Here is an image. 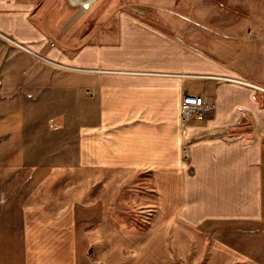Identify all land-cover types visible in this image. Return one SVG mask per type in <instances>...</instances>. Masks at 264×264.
<instances>
[{
	"label": "crops",
	"instance_id": "0c3cea01",
	"mask_svg": "<svg viewBox=\"0 0 264 264\" xmlns=\"http://www.w3.org/2000/svg\"><path fill=\"white\" fill-rule=\"evenodd\" d=\"M54 2L0 0V264H94L98 236L107 263L126 264V250L163 248L175 229L201 251L192 264H264L220 229L264 219V45L250 76L208 57L176 66L160 31L121 18L109 43L85 41ZM188 94L213 110L184 123ZM84 169L100 172L95 200L68 193L67 174ZM139 173L156 215L131 231L117 226V194Z\"/></svg>",
	"mask_w": 264,
	"mask_h": 264
},
{
	"label": "rangeland",
	"instance_id": "374dc122",
	"mask_svg": "<svg viewBox=\"0 0 264 264\" xmlns=\"http://www.w3.org/2000/svg\"><path fill=\"white\" fill-rule=\"evenodd\" d=\"M70 1L52 0L54 5L58 2L68 5V19L63 17L61 23L66 22L69 29L77 25L74 28L77 27L84 35L77 34L78 37L86 41L89 36L105 45L120 34L121 18L131 17L137 23L152 28L155 34L160 31L167 39L175 40L176 66L186 67L195 61L196 67H200L208 57L250 76L258 49L264 45V0H97L87 11H81L80 5L74 7ZM59 8L53 12L66 10L64 6ZM188 52L195 55L188 56ZM67 178L72 183L68 185L69 194L86 201L99 198L103 187L98 170H73ZM156 205L151 176L147 173L128 175L126 184L117 194V226L131 231L149 229L155 222ZM186 209L183 203L175 208L177 212ZM231 225L227 223V227L220 228L224 237L238 248L241 256L264 262V219L260 222L245 221L242 226L236 224L237 228ZM178 231L175 229V233L164 236L163 248L141 251L129 248L125 251L124 261L136 264L135 261L142 257L148 263L158 260V264H192L191 258L201 251L189 249L188 241L193 236L186 230L185 233ZM104 246L105 241L98 236L89 253L94 264H108L107 251L102 249ZM118 253L123 255L124 251Z\"/></svg>",
	"mask_w": 264,
	"mask_h": 264
},
{
	"label": "built area",
	"instance_id": "2783aa9c",
	"mask_svg": "<svg viewBox=\"0 0 264 264\" xmlns=\"http://www.w3.org/2000/svg\"><path fill=\"white\" fill-rule=\"evenodd\" d=\"M213 108L214 104L205 100L203 96L188 94L183 98L181 103V116L183 122H189L195 113L200 116L208 114L213 110Z\"/></svg>",
	"mask_w": 264,
	"mask_h": 264
},
{
	"label": "bare ground",
	"instance_id": "6f19581e",
	"mask_svg": "<svg viewBox=\"0 0 264 264\" xmlns=\"http://www.w3.org/2000/svg\"><path fill=\"white\" fill-rule=\"evenodd\" d=\"M97 0H71L73 5L82 6L83 10L90 9Z\"/></svg>",
	"mask_w": 264,
	"mask_h": 264
}]
</instances>
